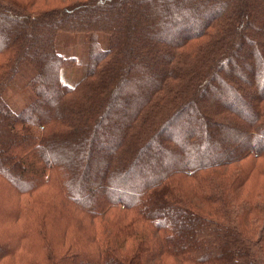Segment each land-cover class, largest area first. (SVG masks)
Segmentation results:
<instances>
[{"label":"trees","instance_id":"trees-1","mask_svg":"<svg viewBox=\"0 0 264 264\" xmlns=\"http://www.w3.org/2000/svg\"><path fill=\"white\" fill-rule=\"evenodd\" d=\"M9 1L7 6L0 7V27L4 32L8 31L4 44L0 41V49H7L8 44L11 52L12 48L17 47L16 66L24 61L31 62L37 68L32 89L42 95L56 93L55 101L52 102L57 107H51V103L40 104V99H37L32 102L34 107H26L20 113L14 112L2 96L7 84H12L9 81L12 79L11 70L6 68L10 77L6 73L0 75V175L6 177L8 172L17 173L19 183L26 182L23 185L24 194L46 184L51 186L50 183L41 182V177L50 172L51 177L56 179L53 176L56 174L61 181H54V184L62 195L66 193L65 199L70 191V201L79 193L77 181L82 179L87 191L91 193L90 198L73 200L83 204L80 206L81 212L87 213L91 220L86 228L83 225L82 233L85 235L89 232L92 224L93 227L96 223L104 227L100 238L95 231L88 237H93L95 241L94 247H97V258L100 260L97 263L147 264L144 258L151 252L153 245L144 237L136 238L134 225L140 220L153 224V228H160L155 224L159 221L157 218L163 216L166 222L168 219L174 223V219L179 216L177 213L192 214L199 230L195 233L196 241L192 239L191 243L184 244V241H189L186 229L176 230L173 227L172 232L169 223L173 237L177 236L179 241L171 245V239L165 238L164 242L168 244L160 247L157 254L163 256L165 251L173 248L189 255L191 252L199 256L210 255L205 261L207 264H245L236 261V255L247 261H256L250 249L244 248L240 254L233 253L232 247L238 245L236 240H243L250 235H243L242 230L239 232L232 227L225 229L219 224L217 231L207 228L209 222L214 225V219H210V216L215 217V214L191 207L192 190L188 183H183L186 206L180 208L173 204V213L164 212L170 206L169 203H177L167 184L173 175L189 174L187 177L182 175V180L191 178L192 181L197 180L198 185L202 183L199 188L201 195L199 192L197 194L206 197L210 195V189L206 186L208 180L205 176L198 179L204 172L237 163L250 154L256 157L264 154V68L262 70V67L254 66L255 74H251L249 69L253 65L252 54L257 55V63L264 65V0H183L190 5L201 2L214 4L201 12L202 17L196 20L184 18L190 12L183 15L177 11L182 0H77L62 10L38 14L26 13L21 3ZM168 16L172 17L166 20ZM48 23L50 26L45 32V24ZM153 28L159 29L157 32L165 40L162 54L156 60L151 58L153 54L150 56L149 52L141 55L145 47L153 49L156 44L145 43L151 32L156 33ZM60 30L66 32V38L73 41L85 38L87 70L85 76L72 85L63 80L62 68L71 62L75 63L77 57L72 56L75 54L73 45L66 46L64 54L60 52L62 56L58 54V43L61 41L55 35ZM99 35L107 37V48H101ZM14 39L18 40L15 46L12 45ZM42 44L44 56L28 58L30 52ZM45 56L49 57V63L45 62ZM154 61L156 63L152 64ZM224 67L238 68L239 75H226L227 69ZM42 68L47 72L45 79L41 73ZM167 79L177 81L176 85L171 87L173 83L169 84ZM214 82L222 83L223 91L213 95L211 102L204 103L203 98H200L201 90ZM244 84L252 85V89L242 95L241 87ZM48 88L50 90L45 92ZM63 93L66 95L62 96ZM207 94V91L201 93L203 97ZM123 102H127V108L121 112L116 109V104L122 106ZM172 105L174 107L168 110L167 107ZM192 106L195 107L196 120L182 124L186 128L183 131L180 129L181 119L185 112H191ZM167 110L170 116L168 121L165 118L160 126L158 122L152 121L154 114ZM96 123L108 128L106 132L110 134L109 139H112L111 146L99 148L92 145L90 140L91 135L97 132L93 128ZM43 124L48 128L44 133L32 132L30 129ZM189 129L191 134L188 132L190 135L182 137ZM220 129L228 140L225 151L222 154L215 151L211 155L208 152L205 156L199 147L214 144L209 138V132ZM98 134L104 135L102 132ZM159 137L162 142L154 152L149 153L148 150ZM214 141L220 143L216 137ZM103 148L110 153L108 160L103 158L104 152L100 151ZM90 154L93 155L92 162L96 161L98 165L96 168H101L100 171L93 172L89 167L83 169L86 160L91 161L88 158ZM150 154L156 156L152 157L156 168L164 165L160 158L166 154L165 157L171 161L170 165L166 164L170 170L166 172L161 169L159 174L152 173L154 180L146 182L136 191L121 186L126 172L134 170V167L138 169V161L149 159ZM200 172L203 174L197 175ZM225 175L221 173L223 179ZM225 184L224 180L220 182L219 192L226 197ZM164 187L168 191L161 192ZM116 192L130 199L127 200L128 204L122 197L115 196ZM132 204H135V208ZM32 209L34 207L29 208ZM132 210L136 212L135 219L132 218L129 224L121 227L120 222L124 223L128 218L124 212ZM160 212L163 214L157 215ZM35 213L37 215L39 209H35ZM107 217L113 219L106 220ZM28 231L43 240L47 247L43 255L39 252L44 249V245L41 250L37 249L38 246L33 247L32 251L25 248L24 252L32 253L34 259L47 256L42 261L45 264L96 262L91 261V254L85 251L88 245L83 246L74 241L72 243L75 244L68 247L64 245L61 250L53 252L56 248L51 249L49 241L43 236L38 237L36 228ZM53 232L44 228L48 239L49 234L50 238H55ZM77 233L79 231H76L78 236ZM220 234L224 235L225 242ZM70 235L66 227L64 240L72 239ZM209 237L212 243L217 241L219 247L211 246V241L207 243ZM199 241L202 243L195 244ZM258 242L262 249L264 241ZM125 244L129 245V249L122 252L120 247ZM77 245L81 246V252L77 251ZM103 247L104 250L100 251ZM8 251L3 255H8ZM68 254L73 255L77 261H64ZM157 263L160 264V261Z\"/></svg>","mask_w":264,"mask_h":264},{"label":"rangeland","instance_id":"rangeland-1","mask_svg":"<svg viewBox=\"0 0 264 264\" xmlns=\"http://www.w3.org/2000/svg\"><path fill=\"white\" fill-rule=\"evenodd\" d=\"M15 1L17 3H21L24 6L26 13L33 12L37 14L45 13L52 10H58V9L62 10V8L77 2V0H15ZM9 2H10L9 0H0V7L7 6ZM213 5L214 4L211 2H201L196 5H190L187 1L182 0V3L177 6L178 7L177 11H180V13L183 15L189 14L190 12L191 16L188 15L184 18L191 17L192 20H196L202 17L200 15L201 12L206 11L207 8ZM4 16H8V15H4ZM171 17L172 16H168L166 20L170 19ZM201 21L203 20L201 19ZM0 23H2L1 18H0ZM45 26L46 28L44 29V31L46 32L50 24L49 23L45 24ZM152 30L156 31V33L154 34V32L153 33L151 32V35L149 36L147 42L145 43L148 44L156 43L157 46H155L156 45L155 44L153 49L152 48L148 49L147 47H145L144 52H142L141 55L145 54L146 52H149L148 54H150V56L153 54L151 58L153 60L154 59L156 60L158 56L162 54L161 48L165 47L162 46L165 40L162 34H159L157 32L159 29L153 28ZM7 34L8 31L4 32V30L1 29L0 27V41H2L3 44H4V37H6ZM66 36L67 33L64 32L63 30H60L55 35V38H58L61 41L60 43H58V46L60 45L58 49L59 50L58 54H60L61 56L64 54L63 53L64 48L66 49V46L68 45L71 46L73 45L74 50L76 51V52L74 51L75 54H72V56L77 57L75 63L71 62L69 63V65L62 68L63 80L65 79V82H69V84L72 85L77 80L85 76L86 73L85 70H87L88 59L85 57L87 54L84 49V46H86L85 38L80 37L79 39H75L73 41L71 38H66ZM98 41L102 49L107 48V37H105L104 35H99ZM16 43L18 44V40L14 39L12 45L15 46ZM6 48L7 49L5 50H3L2 48L0 49V75H4L7 70L6 68L8 67L9 70H11L10 74L12 75V79H10L9 81L12 84H7L8 87H6V89L3 90L2 96L4 102L8 103L12 108V110L16 113L22 112L23 109H25L26 107H34V104L32 102L37 101V99H40L39 101L40 104L43 103L49 105L51 103V107H57L56 105H54L55 102H52L55 101L54 98L56 97V93L54 95L53 93L50 94L48 92V93H43L42 95L39 93H35V90L32 89L33 83H35V81L33 82V80L35 78V74L37 73V68L31 62L29 63L28 61L26 62L24 61V63L16 66L15 48L17 47L11 49L12 53L10 52V49L8 50V44L6 45ZM43 50L45 49H44V45L42 44L39 48L36 47L35 49H33L30 52L28 58L30 59H32L33 57L42 58V56H44L42 52ZM60 52L63 54H61ZM251 57H252L253 65H250L249 68L251 70L250 73L255 74L256 69L253 68L254 66L256 68L262 67L263 70L264 65H260V63H257L256 60L257 55L252 54ZM49 61H50L49 57L45 56V62L49 63ZM154 63H156V61H154L152 64ZM3 67L5 68L4 70ZM225 69H227L228 72V73L226 72V75H229V73H235L234 76L239 75L238 72L239 69L236 67L235 68L226 67ZM41 73L44 79L47 78L46 75L47 72L45 68L41 69ZM176 74L180 75L179 73ZM6 76L10 77L9 73H6ZM167 80L169 84L173 83L171 87L176 85L177 81H173L171 79H167ZM241 80L244 81V79L242 78ZM217 82L219 81L217 80ZM214 83L215 84H211V85L207 84L202 88L201 93L205 91L208 92V94L204 97L200 93V98H203L204 103L211 102V97L213 95L216 96L218 94H221V92L223 91L222 83L221 84H217L216 82ZM251 86H249V84H244L241 87L243 89V94L242 93L241 94L244 95L245 92L247 93L248 91H250V89H252ZM48 90L50 89L48 88L45 92H47ZM219 91L220 93H218ZM178 92L180 93V90H178ZM65 95L66 94L63 93L62 96ZM58 100L59 99H57V102ZM92 100L94 101V99ZM174 103H176V100H174ZM126 104L127 102H123L122 106H118L116 104V106L118 107L116 109H118L121 112H124L127 108ZM167 104L171 105L170 103ZM173 107L174 106L172 105L167 107V109L170 110ZM191 109H192L191 112L190 111L185 112V116L183 117V119H181L182 121H181L180 129H182L183 131L186 130V128H184L182 124L188 122L189 120H193V121L196 120V117L194 116L195 107L192 106ZM168 110L162 113L159 112L157 114H154L152 121H155V123L158 122L159 126L164 122L165 118L168 121L169 120L168 118L170 117L167 115ZM248 118L250 119V117ZM2 128L3 126L1 127V129ZM93 128H95L97 131L96 134L91 135V140H90L92 145H94V147L106 148L108 147V145L111 146V144H113L111 143L112 139H109L110 134L106 132L108 128L105 129L104 126L99 125L97 123L96 125L93 126ZM30 129L32 132L37 131L39 133H44L47 131L48 128L47 125L43 124V126L39 125L35 127V129L30 127ZM215 131H212V133L211 131L209 132V134L213 136V137L209 136V138L212 139L211 141L214 144L210 146L199 147V151L205 154V156L208 155V152L211 155V153L215 151L216 153L219 152L218 154H222V152L225 151L224 149L227 147L228 140L224 138V134L222 135L221 129ZM100 132L104 133V135L98 134ZM188 132L191 134V130L189 129V131L183 134L182 137H184V135L186 134L188 135L189 134ZM215 137L220 143L214 141ZM157 139L158 140L157 142L154 143V146L150 147V149L148 150L149 153L154 152V149L157 146H159V144L162 142L161 137ZM103 149H100L101 152L102 151L104 152L103 158L108 160L110 153L109 151ZM218 154L216 156H218ZM165 156L166 154L160 158V162L164 164L161 168H156L157 165L155 164V160L152 158L156 156L151 155L149 159L147 158L146 160L143 159L138 161V163H140L138 169L134 167V170L132 169L127 171L125 174L126 178L123 179L124 181L121 186L126 187L127 190L130 189L136 191L138 190V187H142L146 182L154 180L155 177L151 175L152 173L159 174L161 169H162L161 171L168 172L170 169L169 167L166 166V164L169 163L170 165L171 161ZM88 158L91 159V161L86 160L85 167L83 169L89 167V169L93 172H95V170L100 171L101 168L99 169L96 168L98 166L96 164V161L92 162L93 155L90 154ZM221 173L222 174L226 173L225 175L226 178L223 179L221 177ZM201 174L203 173L200 172L197 175H201ZM16 175L17 173H11V172L10 173L8 172L6 177L0 175V205H2V207H0V264H29V263L31 264V262L34 261H40L41 263H43L42 261L46 260L47 256L45 257L42 256L34 259L32 257V253L24 252L25 248L31 249L30 251H32L33 247L35 246H38L37 249L40 248L41 250L42 245H44V249L39 253L43 255L46 252L47 249L46 243H44L43 240L41 239L39 240V238H37L36 236L29 234L28 229L33 230L34 228H36L37 232H39L37 234L38 237L43 236L47 241H49L48 246L51 249H53L54 247L56 248L55 250L53 249V252H56L57 249L61 250L62 246L64 245L68 247L71 244H75L72 242L76 241L78 244H81L83 246L88 245L85 251L87 254H91L90 256V258H92L91 261H96L95 263H92L89 259L88 261L91 262L90 264H100L97 263V261L100 260H98L97 258V252H98L97 247H94L96 246L94 244L95 241L92 239L93 237L89 239L88 237L90 234L92 235L95 231V233H97L98 237L100 238L104 230V227L102 225H99V223L95 222L96 226L93 227L94 224H92L89 232L83 235L82 233L83 225H85L86 228L88 223H90L89 221L91 220L89 219V215H87V213H84V211L81 212L82 210L80 209V206L83 204H77L76 202H73V200L76 201V199L78 198L86 199V198H90L91 196L90 195L91 193L87 191V187L82 181V179L77 181V185L79 186L78 187L79 193L76 194L73 197V199L70 201L69 200L70 191H69V195L65 199L64 197L66 196V193L64 192L62 195V193H60V191L54 184V181L58 183H60L61 181V179H57L59 176H57L56 174L53 175L56 177L55 179L54 177H51L52 173L50 172L45 173V175L41 177L42 180H40L43 183H50L52 188L50 185L46 184L39 187L38 189L33 188V191L24 194H22V192H25V190L23 189L24 188L23 185L24 183L26 184V182L23 180L24 182L22 184L19 183V181L17 180L19 178ZM182 175L185 174L173 175L172 179L170 180V183H167L171 190V196L176 199L177 203L175 202L171 204L169 203L170 208L168 207V209H165L166 211L164 213L165 214H167L168 212L173 213L174 209L171 207L174 205L180 208H182V205L186 206L185 203L186 196H184L185 187L183 183H188L189 187L192 190L191 207L193 206L196 210L201 208L205 210L207 214H211V215L215 214V217L210 216L211 217L210 219H214L215 222L214 225H211V223L209 222L206 225L207 228L217 231L219 224V226L225 229L227 227H232L234 230H238L239 232L242 230L243 235L246 234L250 235L248 238H244L243 240L242 239L236 240L237 241L236 243L238 245H236V247H232L233 253L237 254L238 252V254H240L244 248H246L247 250L250 249L252 254L255 255L254 259L256 261H247L244 259V257L241 256L240 258H238L239 255H236V261H240L242 263L245 262V264L247 263L264 264V246H262L263 248L261 249V246L258 244L259 243L258 241L260 240L264 241V154L258 155L257 157L255 154H250V156H248L247 158L241 161H237V163L234 164L230 163L229 165L221 169H218L217 167V170L213 169L204 172L203 176H199L198 179L201 180L205 176V179L208 180V184H206V186L210 189V195L206 197L200 196L201 192H199L200 191L199 188H201L202 183L198 185V181L197 180L192 181L191 178H184V180H182L183 178ZM140 176L141 178H139ZM185 176L187 177L189 176V174L186 173ZM222 180L226 181V184L224 185V189H226V193H225L226 197L219 192L220 189L219 184ZM135 183H137L138 185H136ZM163 191H168V190L167 188L164 187L161 190V192ZM198 192L200 193V195L197 194ZM114 194L115 196L122 197V199L125 200L126 204H128L127 200L130 201V199L128 198L126 199V197L123 196L120 192L118 193L116 192ZM168 200H170L171 202L174 201L172 198H168ZM132 205L135 208V204ZM32 207H34V209L29 210V208ZM202 207H206V208H202ZM35 209H39V213L37 215L35 213ZM124 213L128 214V218L126 219V222L124 223L122 221L120 222V225H122L121 227H124L127 223L129 224L131 222L130 220L132 218L135 219L136 216V212L134 210L129 211V213L128 211ZM161 214H163V212H160L157 215H161ZM177 215L179 216L174 219V223H172L168 219L166 222V219H163V216H161V219L157 218L159 220L158 221L159 223L156 222L155 224H158L160 228L157 227L153 228V224H148L140 220H138V222H136V224L134 225L133 230L135 231L136 238L144 237L146 240L151 241V244L153 245L151 252L148 255H146L144 258V261H147V264H158L157 261H160V264L162 263L204 264L205 261L208 260L210 255L205 254L204 256H199L196 253L193 254V252H191V255H189L187 253H181L178 250H174L173 248L172 249L174 250V252L172 249H169L168 251L170 253L168 251L165 252L163 251L165 253V255L163 256L157 254L160 247H165V245L167 246L168 243L164 242L165 238L168 237L171 239L172 241L171 245H174L177 241H179L177 239V236L173 237L174 235V233L172 234L173 227H175L176 230H180L183 228L186 229L185 231L186 237L189 241H184V244H186V242H188V244L191 243L192 239L196 241L195 233L199 232V230L196 224L197 223L196 220L192 218V214L181 215L177 213ZM105 219L112 220L113 218L107 217ZM169 223L172 226V232ZM45 227L50 231H54L53 233L56 234L55 238L53 239L50 238V234L48 235L49 239L45 236L44 234ZM53 227H55V229H53ZM66 227L69 228V231L71 233L69 238L72 239L64 240V231ZM76 231H79V233H77L78 236L76 235ZM242 234L240 233V235ZM219 236L220 238L224 239V235L220 234ZM201 240L202 239H200V241ZM200 241L195 242V244L202 243ZM209 241H211L210 243L211 246L219 247L218 242L216 241V243H212L213 241L211 240L210 237L207 243ZM128 246L129 245L125 244L120 247V250H122V252L128 251L129 249ZM80 247L81 246L77 245L78 252H81ZM7 250H9L7 252L8 255L6 256L3 255ZM101 250H104V247L100 249V251ZM64 261L75 262L77 260H74L73 255L70 256V254H68L67 256H65ZM79 264H86V263L84 261V262H80Z\"/></svg>","mask_w":264,"mask_h":264}]
</instances>
